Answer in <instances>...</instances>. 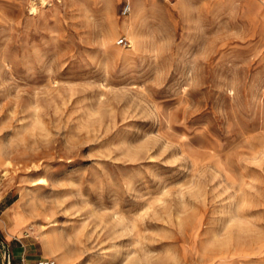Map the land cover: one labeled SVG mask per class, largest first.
<instances>
[{"label": "rangeland", "instance_id": "374dc122", "mask_svg": "<svg viewBox=\"0 0 264 264\" xmlns=\"http://www.w3.org/2000/svg\"><path fill=\"white\" fill-rule=\"evenodd\" d=\"M125 2L0 0V214L56 264H264V0Z\"/></svg>", "mask_w": 264, "mask_h": 264}, {"label": "crops", "instance_id": "0c3cea01", "mask_svg": "<svg viewBox=\"0 0 264 264\" xmlns=\"http://www.w3.org/2000/svg\"><path fill=\"white\" fill-rule=\"evenodd\" d=\"M3 214H0V264H38L39 260L51 258L35 236L17 229L21 223L15 228L7 226ZM5 247L9 248V261L5 256Z\"/></svg>", "mask_w": 264, "mask_h": 264}, {"label": "bare ground", "instance_id": "6f19581e", "mask_svg": "<svg viewBox=\"0 0 264 264\" xmlns=\"http://www.w3.org/2000/svg\"><path fill=\"white\" fill-rule=\"evenodd\" d=\"M247 1H249V0H247ZM252 1V0H251ZM37 3V2H36ZM144 3V2H143ZM247 3V2H246ZM249 3V2H248ZM139 4V3H138ZM137 5V4H136ZM248 5V4H247ZM37 6V5H36ZM201 6V5H200ZM250 7H251V5H250ZM253 7V6H252ZM147 8V6L144 4H139L138 5V8L136 9V10H133V12L131 13V20L130 21H125L124 22V26H126V28H128V32H129V35H130V38L132 39V45H133V43L135 42V40H134V38H135V36H136V33H135V30H134V21H133V17H136V15H138V11L139 12H141L142 10H145ZM201 9V8H200ZM32 10H35V7H32ZM37 10V9H36ZM37 12V11H36ZM198 12H199V10H198ZM201 12V11H200ZM207 13V12H206ZM202 14V13H201ZM200 13H199V15H201ZM249 14V13H248ZM252 14V13H251ZM263 15H264V13H263ZM258 16V15H257ZM138 21V20H137ZM264 21V20H263ZM262 21V22H263ZM118 22V21H117ZM252 22V21H251ZM118 24V23H117ZM264 24V23H263ZM252 25H253V23H252ZM262 25V24H261ZM125 28V29H126ZM138 28V27H137ZM256 28H258V27H256ZM262 29V28H261ZM137 30V29H136ZM111 32V31H110ZM104 33V32H103ZM105 34V33H104ZM110 34H112V33H110ZM261 34H263V33H261ZM113 35V34H112ZM110 36V35H109ZM262 36V35H261ZM107 37H108V35H107ZM138 37H140V34H139V36ZM106 38V37H105ZM109 39H110V37H109ZM111 41V40H110ZM129 55V54H128ZM17 211V210H16ZM15 213V212H14ZM19 213V212H18ZM18 213H16L15 214V218H13L12 217V215L11 214H9V216H8V218H9V220H10V224L8 225L9 227H11V228H15L18 224H22L23 223V220H22V217H21V215L20 214H18ZM61 239H62V237H61ZM63 240V239H62ZM65 240H63V242H64ZM56 242V241H55ZM61 242V241H60ZM44 247V246H43ZM51 248V247H50ZM62 248V247H61ZM58 250V249H57ZM58 251H60V250H58ZM62 251V250H61ZM63 252V251H62ZM54 253V252H53ZM64 253V252H63ZM62 255H64V254H62ZM61 258V257H60ZM65 258V257H64ZM63 258V259H64ZM67 258H68V255H67ZM70 258H71V256H70ZM67 260V259H66Z\"/></svg>", "mask_w": 264, "mask_h": 264}, {"label": "built area", "instance_id": "2783aa9c", "mask_svg": "<svg viewBox=\"0 0 264 264\" xmlns=\"http://www.w3.org/2000/svg\"><path fill=\"white\" fill-rule=\"evenodd\" d=\"M131 11V2L130 0H126V2L123 5L122 12L123 14H128ZM127 40L125 38L120 39V43H126ZM5 256L7 258V261L10 259V252L9 248L5 247ZM38 264H56V261L54 259H42L38 261Z\"/></svg>", "mask_w": 264, "mask_h": 264}]
</instances>
